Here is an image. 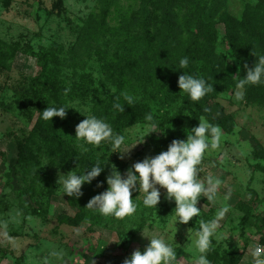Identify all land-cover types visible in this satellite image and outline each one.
Listing matches in <instances>:
<instances>
[{
	"label": "rangeland",
	"instance_id": "374dc122",
	"mask_svg": "<svg viewBox=\"0 0 264 264\" xmlns=\"http://www.w3.org/2000/svg\"><path fill=\"white\" fill-rule=\"evenodd\" d=\"M139 1H120L104 26L94 18L98 0H0V264H123L135 250L143 252L147 246L142 234L163 236L176 248L181 264H194L199 255L194 232L201 220L215 219L222 207L228 208L218 221L217 234L222 233L223 239L212 238L207 258L211 264H252V251L264 239V96L247 85L244 98L235 99L239 62L230 55L226 27L217 19L215 52L225 56L228 80L224 90L214 95L211 111L216 118L228 116L232 129H221L219 146L207 151L198 165L202 182L219 181L214 200L202 195L197 202L200 215L187 224H175V232L171 227L175 203L160 189L156 208L144 206L143 192L133 191L137 204L133 215L106 217L86 208L99 187L86 190L90 185H83L77 199L64 196L57 183L59 174L80 173L72 163L74 154L90 151L94 164L99 162L110 174L115 167L123 177L134 163L166 151L173 140L186 139L171 134L177 115L148 103L145 83L128 76L121 92L137 98L134 118L111 125L116 115L123 114L112 105L116 97L123 98L117 67H124L127 59V37L118 24ZM257 1L220 3L237 20L246 5ZM239 76L243 78L240 72ZM47 106L72 109L65 118L53 117L49 122L39 113ZM79 112L104 119L114 133L123 135L119 151L140 144L121 159L107 142L95 146L74 139L76 126L85 119ZM148 113L160 133L147 135ZM20 145L34 155L27 170L16 167ZM56 146L63 149L60 158L49 152ZM96 179L105 182L104 172ZM33 180L39 181V192L45 195L38 200L41 213H34L39 207L29 196ZM60 215L75 217L77 224H60Z\"/></svg>",
	"mask_w": 264,
	"mask_h": 264
},
{
	"label": "trees",
	"instance_id": "16d2710c",
	"mask_svg": "<svg viewBox=\"0 0 264 264\" xmlns=\"http://www.w3.org/2000/svg\"><path fill=\"white\" fill-rule=\"evenodd\" d=\"M120 1L124 0H98L94 18L99 25L106 26L113 7ZM127 11L128 16L123 17L118 24L127 37L126 63L124 67H117L118 91L125 88L127 76L145 83L143 91L148 103L177 115L172 125L173 136H186L191 128L198 126L201 116L230 132L232 120L228 116L216 118L211 111L214 95L224 90L228 80L224 67L225 56L215 52L218 37L214 22L217 19L225 25L224 39L230 55L238 60L239 72L244 77L245 65L247 68L253 67L257 58L264 55V3L259 0L253 5H246L237 20L223 11L220 0H140L137 8L130 6ZM185 56L190 63L187 69H182L179 60ZM43 69L44 67L40 71V77ZM185 71L204 78L208 84L213 85L214 92L208 93L199 101H191L187 94L180 92L177 84L181 72ZM257 89L260 90L258 95L263 97L264 83L251 85L252 92H257ZM120 103L124 104L125 109L123 114L113 118L111 125L114 127L121 121L128 122L134 118V104L127 105L123 98H120ZM127 111L130 115H127ZM47 135H44L46 139ZM19 148L20 156L16 167L27 170L34 161V155L25 145H20ZM62 151L58 146L49 149L51 154L58 157ZM89 152L74 154L72 157V163L81 174L85 168L94 165ZM103 172L105 177L110 175V171ZM97 183L101 184L99 194L107 189L106 181L95 178L86 190H91L92 186L97 187ZM28 187L29 196L39 207L34 209V213H41L42 204L38 200L45 195L39 192V181L33 180ZM58 222L68 226L77 224L75 217L67 215H60Z\"/></svg>",
	"mask_w": 264,
	"mask_h": 264
},
{
	"label": "clouds",
	"instance_id": "9594fccd",
	"mask_svg": "<svg viewBox=\"0 0 264 264\" xmlns=\"http://www.w3.org/2000/svg\"><path fill=\"white\" fill-rule=\"evenodd\" d=\"M190 60L187 56L179 60L182 69H187ZM246 74L243 78L239 76V70L234 77L237 79L235 99L242 100L243 89L247 85L264 83V55L257 58L256 63L251 68L245 65ZM178 77V88L180 92L187 94L191 101H199L208 93L214 92L212 84L199 76L188 72H181ZM67 93V89L65 90ZM127 105L136 102V97L126 91L120 93ZM120 97H116L113 108L121 113L124 112V104L119 102ZM71 107H46L41 113V118L51 121L53 117L65 118L67 110ZM208 111V109H205ZM80 113V112H79ZM81 114V113H80ZM85 117L75 128V138L84 141L86 144L100 146L107 142L113 153L124 155L132 148H125L119 151L124 145L125 137L116 134L109 123L95 115H84ZM146 126L150 133H160L156 131L158 124L151 113L145 116ZM146 135V136H147ZM222 130L218 125L211 124L205 117L201 116L198 126L191 128L184 140H173L166 151L160 152L153 157H146L142 161L134 163L122 177L119 171H111L106 177L107 189L91 198L86 208L99 212L104 216L124 218L136 212L137 204L132 199L133 191L143 192V204L146 207L156 208L160 202V189L166 191V198L174 201L175 209L171 227L175 229V224H187L193 217L200 215L201 209L197 208V202L202 195L209 201L215 199V188L219 181L208 178L206 183L199 177L198 165L207 151L216 149L221 140ZM145 136V137H146ZM145 139V138H144ZM143 139V141H144ZM143 143V142H142ZM104 171V166L99 162L85 168L82 174L75 170L65 174H59L57 183L62 188L64 196L79 198L82 195V186L91 184ZM101 185L98 184L97 187ZM159 186V187H157ZM228 212L227 207L218 210L217 216L211 221H200V226L194 232V245L199 255L195 258L194 264H211L207 258V253L212 247V238L223 239V234H217L218 221ZM148 244L143 252L135 250L130 257L123 261V264H181V260L176 258V248L168 243L159 234L149 238ZM174 239V236H173ZM252 264H264V246H257L252 251Z\"/></svg>",
	"mask_w": 264,
	"mask_h": 264
},
{
	"label": "built area",
	"instance_id": "2783aa9c",
	"mask_svg": "<svg viewBox=\"0 0 264 264\" xmlns=\"http://www.w3.org/2000/svg\"><path fill=\"white\" fill-rule=\"evenodd\" d=\"M258 246H264V244H259Z\"/></svg>",
	"mask_w": 264,
	"mask_h": 264
}]
</instances>
